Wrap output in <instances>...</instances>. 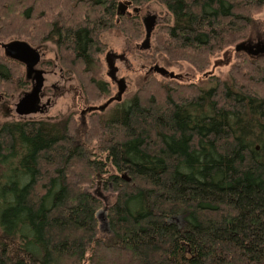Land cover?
Instances as JSON below:
<instances>
[{
	"label": "trees",
	"instance_id": "1",
	"mask_svg": "<svg viewBox=\"0 0 264 264\" xmlns=\"http://www.w3.org/2000/svg\"><path fill=\"white\" fill-rule=\"evenodd\" d=\"M150 3L171 19L153 31L154 52L198 73L244 44L264 8V0H0V96L27 85L24 65L1 45L51 42L86 104L100 102L109 88L91 77L101 35L144 39L137 11ZM236 54L226 80L200 87L151 77L85 125L74 117L0 125V264H264V57ZM100 184L112 203L91 191Z\"/></svg>",
	"mask_w": 264,
	"mask_h": 264
},
{
	"label": "rangeland",
	"instance_id": "2",
	"mask_svg": "<svg viewBox=\"0 0 264 264\" xmlns=\"http://www.w3.org/2000/svg\"><path fill=\"white\" fill-rule=\"evenodd\" d=\"M137 12L139 13L140 17H144L146 15H156L158 17V25L168 24L171 20L165 9L156 3L147 4ZM129 13H132V11L129 10ZM101 41L105 45V51L112 49L119 54L123 53L127 59L126 63H120L119 65V75L126 80L127 84V90L124 92L121 102H127L138 90V88L151 77L160 81L170 80L168 77H162L159 74H153L152 76L148 77L146 72L150 66H157L161 69H164L168 73H171L172 75L176 76V79H174L175 81L181 83H195L200 87H207L211 85L209 81L213 76L222 80H226L228 78L230 69L237 62V54L235 51L236 47L233 45L228 46L224 51L212 57L211 65L207 70L198 73L185 61L171 60L172 58L170 61L164 55L156 54L154 52V42L152 39L151 50L146 52H141L139 50V45L143 39L134 40L116 29L103 33L101 35ZM242 45L252 49H255V47H259L261 45L264 47V8L254 14V21L251 26L250 37L244 44L242 43ZM33 48H38L42 59L44 60L43 69L47 72L45 75L47 85L50 87H65L67 89H72L74 86H76L77 88L79 87L78 89H80V82H78V79L72 75H67L62 68L59 62V51H57L58 49L53 43L45 42ZM102 54L99 56L98 62L94 65L91 78L105 83L110 81L105 74L106 65ZM61 76H64L67 79L65 85L61 81ZM59 91L60 90L58 88V92ZM111 92L115 94L116 90L112 88ZM22 93L23 89H18L9 96H0V125L7 122L23 121L22 117L14 113L15 104ZM52 93L53 92H50L49 94L52 95ZM77 94L78 93H75L74 90L71 92H63L61 95L56 94V97L52 99L54 103L52 108L49 110L48 116H45V118L43 117L42 119L48 120L55 118L57 119L56 121H62L67 120L69 115L72 114L74 118L79 120L78 113L81 109V106H100L106 103L104 101L108 97L106 96L100 102H96L95 104H86L84 101V96H82L81 89L80 94ZM115 105L116 104L109 106V108L100 113H106ZM34 118L37 119L38 117L36 116ZM56 121L54 123H56ZM95 190L96 193L102 194L105 197V204H110L113 202L115 193L111 187L106 189L102 184H100L91 188V191ZM98 216L100 218V228L102 230H106L107 222L105 220L104 213L100 212Z\"/></svg>",
	"mask_w": 264,
	"mask_h": 264
},
{
	"label": "flooded vegetation",
	"instance_id": "3",
	"mask_svg": "<svg viewBox=\"0 0 264 264\" xmlns=\"http://www.w3.org/2000/svg\"><path fill=\"white\" fill-rule=\"evenodd\" d=\"M119 8H121V6H119ZM125 10L122 11V15L125 14ZM148 17H154L155 18V29L158 26V17L155 16H144L141 17L142 21L146 20V18ZM154 29V30H155ZM38 54H39V62L37 65L34 66L33 70L36 71L37 73H41L42 75V80H41V84H40V90L38 93V101H36V104L33 106L32 109H30V113L28 114H21L18 116L22 117L23 121H47V122H52L54 123L57 119H48V120H44L42 119L43 117L45 118V116H48L49 110L52 108L53 106V98H55L56 94L61 95L63 92L69 91L71 92L72 90H74L75 93H78L77 95L80 94V89H78L76 86H74V88L70 89V88H60L57 86H52L50 87L49 85L46 84V80H45V75L47 74L46 70L43 69V64H44V60L42 59L41 53L38 50V48L35 49ZM240 51H242L243 53L248 54L251 57H264V47L261 45L259 47H255V49L252 48H247L244 45L239 46ZM103 59L106 65V76L109 78L110 82H105L106 87L109 88V95L106 98V100L104 102H107L109 99H111L114 95H116V93L118 92V82L123 79L126 85V90H127V84H126V80L119 75L120 72V63H126L127 59L125 58V55L119 54L115 51H113L112 49H108L106 50L103 54ZM109 67H112V70H109ZM25 68V67H24ZM164 72V73H163ZM26 73V70H25ZM111 74V76H110ZM153 74H159L162 77H168L169 79H176V76L172 75L171 73H168L167 71H165L164 69H161L157 66H150L148 68V71L146 72V75L152 76ZM171 74V75H170ZM34 75L32 74L30 77H27L26 75V82L27 85L26 87L23 89V93L20 96V98L18 99L17 103L15 104L14 107V113L17 114V105L20 102V100H22L24 97H26L27 95H29L34 88V85L36 84L35 79L33 77ZM71 80V79H70ZM61 81L62 83L65 85L67 79L64 76H61ZM58 88H59V92H58ZM114 88L116 90L115 94H113L111 92V89ZM64 90V91H63ZM125 90V92H126ZM50 92H53L52 95L49 94ZM37 100V99H36ZM121 102V101H120ZM120 102H113L111 105L113 104H117ZM79 105V103H78ZM110 105V106H111ZM95 105H90V106H81V109L78 113L79 116V121L81 123V125H85L88 122L89 116L92 113L95 112H99V111H92V112H86V109L89 107H92ZM109 108V107H108ZM106 110V109H105ZM38 117L37 119L34 117ZM73 117L72 114L69 115L68 118Z\"/></svg>",
	"mask_w": 264,
	"mask_h": 264
},
{
	"label": "water",
	"instance_id": "4",
	"mask_svg": "<svg viewBox=\"0 0 264 264\" xmlns=\"http://www.w3.org/2000/svg\"><path fill=\"white\" fill-rule=\"evenodd\" d=\"M145 29V37L143 41L139 45V50L141 52H146L151 50V36L155 29V18L148 17L146 20L142 21ZM4 54L6 57L17 61L24 65L26 70L27 77H30L32 74L34 75V79L36 84L34 85L33 91L24 97L17 105V114H28L30 113V109L36 104L38 101V93L40 90V84L42 80L41 73H37L33 70L34 66L39 62V54L38 52L28 45L25 42L12 41L6 44L1 45ZM239 47L236 48L238 51ZM109 70H112V67H109ZM164 73V72H163ZM171 75V74H170ZM111 76V74H110ZM126 90V85L123 79L118 82V92L111 99H109L106 103L100 106H92L86 109V112L99 111L103 112L107 109L113 102H120L122 100V96ZM37 99V100H36Z\"/></svg>",
	"mask_w": 264,
	"mask_h": 264
}]
</instances>
